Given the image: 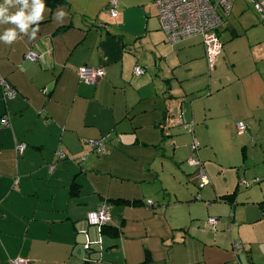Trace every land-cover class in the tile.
<instances>
[{"label":"crops","instance_id":"obj_1","mask_svg":"<svg viewBox=\"0 0 264 264\" xmlns=\"http://www.w3.org/2000/svg\"><path fill=\"white\" fill-rule=\"evenodd\" d=\"M109 1L43 0L44 19L27 34L0 23V36L18 33L11 44L0 40V264L17 258L29 264H264V170L256 181L239 182L248 188L263 182L240 199L238 189L222 190L209 176L201 147V166L188 163L193 139L204 138L211 120H220L225 134L239 122L249 124L241 135L247 141L257 140L255 129L264 130L260 13L251 0L253 7L242 8L235 1L212 63L201 35L167 40L154 0H119L116 18L108 14ZM31 51L41 58L30 59ZM83 66L103 68L105 75L88 85L78 74ZM137 66L143 74L136 75ZM1 79L17 90L16 98L4 100ZM168 109L176 122L181 115L193 124V132L176 125L167 140ZM5 117L9 125L1 124ZM101 138L107 152L99 155L89 143ZM21 143L27 149L18 153ZM60 149L67 155L62 161ZM251 154L263 157V145ZM211 157L217 160V153ZM201 170L208 183L200 189ZM234 192L232 200L224 198ZM107 201L118 234L105 235L90 259L80 250L86 240L80 228Z\"/></svg>","mask_w":264,"mask_h":264},{"label":"built area","instance_id":"obj_2","mask_svg":"<svg viewBox=\"0 0 264 264\" xmlns=\"http://www.w3.org/2000/svg\"><path fill=\"white\" fill-rule=\"evenodd\" d=\"M159 11V19L161 22L162 30L165 32L169 42L176 43L182 39L201 35L204 40V44L207 49V56L210 62L214 63L222 50V42L220 40L219 31L224 25V17L229 16L233 5L236 0H154ZM257 11L260 13L262 21L264 22V0H251ZM120 1L110 0L108 14L116 18L119 15ZM32 60H39L41 55L31 51L28 54ZM145 69L137 66L135 68L136 75L143 74ZM79 77L82 82L88 85L96 84L104 75L105 70L103 68H95L90 66H83L78 71ZM1 84L4 89V100L16 98L18 92L11 86V84L1 79ZM2 125H9V118L5 117L1 120ZM182 126L185 130L193 132V124L187 123L182 120L181 115L178 116V122L175 121V115L172 110L168 109L166 124L163 128L169 126ZM237 129L240 134L246 133L250 129V125L245 122L237 123ZM92 149L97 154H103L106 152V139L92 140L89 143ZM200 147L198 139L194 138L192 143V149L195 155H192L189 159V164L195 167L201 166L196 153ZM25 145H19L18 150H24ZM66 155L62 149L58 151V157L64 158ZM83 160L86 158L83 157ZM55 166L52 167L54 169ZM201 182L200 187H204L208 183L207 176L204 170L199 172ZM246 183V181H243ZM249 186L250 184L247 183ZM149 205L153 202L149 201ZM112 220L111 206L104 203L98 210L92 211L88 215L86 223L97 227L100 231L102 226ZM210 224H215L217 221L215 218L210 219ZM235 250L240 253L241 246L235 245ZM13 264H29L25 259L18 258L12 261Z\"/></svg>","mask_w":264,"mask_h":264},{"label":"rangeland","instance_id":"obj_3","mask_svg":"<svg viewBox=\"0 0 264 264\" xmlns=\"http://www.w3.org/2000/svg\"><path fill=\"white\" fill-rule=\"evenodd\" d=\"M239 3L241 8L245 5L252 6L249 0H239ZM234 8L236 10V4ZM221 42L225 44L223 38L221 39ZM215 76L216 74L213 75V78H215ZM208 123H210V128L204 138H200L198 133L196 135L197 139H204L200 145L201 148H199L201 149V154L206 152L203 160L207 164V172L211 178H217L218 185L222 190H225L227 187L233 191L238 189V197H240V199H246L247 196L253 194L255 191H258L259 187L263 183H256L252 186V188L239 185V182L243 179L253 182L256 181V178H261L259 177L257 171L264 170V156L262 157L261 154H251L250 157H247V155L252 151L256 144H258L259 149L262 145L264 148V130L260 131V129L254 130L251 128V132L254 130V133H256L255 135L257 136V134H259V137H257L256 141L255 138H253L254 141L252 138L247 141L242 138V134H239L237 129L234 130L233 128H229L228 134H225L223 124L220 120H211ZM207 143L213 145L214 150L207 148ZM177 145L179 146L178 142ZM214 152L217 153V160L211 157ZM248 158L250 159L246 162ZM190 170L193 169H189V171ZM191 185L193 187L197 186L194 182L191 183ZM202 191L200 192L201 195Z\"/></svg>","mask_w":264,"mask_h":264},{"label":"clouds","instance_id":"obj_4","mask_svg":"<svg viewBox=\"0 0 264 264\" xmlns=\"http://www.w3.org/2000/svg\"><path fill=\"white\" fill-rule=\"evenodd\" d=\"M16 5H23V7L16 11L14 14H10L9 8L15 7ZM28 8V0H4L3 4H0V23H11L16 25L20 32L27 34L29 25L31 23H37L44 19L43 13L45 10V4L43 0H33L32 10L30 14H26L25 10ZM62 16L65 15L64 12L61 13ZM39 31V27L33 30L31 38H35L36 32ZM18 39L17 30L8 29L5 31L3 36H0V40L11 44Z\"/></svg>","mask_w":264,"mask_h":264},{"label":"water","instance_id":"obj_5","mask_svg":"<svg viewBox=\"0 0 264 264\" xmlns=\"http://www.w3.org/2000/svg\"><path fill=\"white\" fill-rule=\"evenodd\" d=\"M175 127L177 126L173 125V126L163 128L164 137L167 140L171 139L170 131L172 128L174 129ZM197 187H199L200 189L202 188L199 185ZM80 232L86 239L84 242L81 243L80 250L81 252H83V256L84 254H86L87 256H89L90 259H92L93 256H91V253L94 251V249L98 247L103 248V244L105 241V233L103 231H100L97 227L90 225L89 223L83 224L80 228ZM99 248H98V251H99Z\"/></svg>","mask_w":264,"mask_h":264},{"label":"trees","instance_id":"obj_6","mask_svg":"<svg viewBox=\"0 0 264 264\" xmlns=\"http://www.w3.org/2000/svg\"><path fill=\"white\" fill-rule=\"evenodd\" d=\"M62 2V0H56V3H61ZM56 5V4H55ZM168 40V39H167ZM169 41V40H168ZM95 85V84H94ZM102 139V138H101ZM106 139V138H105ZM99 140V139H98ZM19 145H25V148H24V150H22V151H20V150H18L17 149V151H18V153H23L24 151H25V149H27V144L26 143H21V144H19ZM18 145V146H19ZM106 145V144H105ZM106 152H107V150H106ZM105 152V153H106ZM65 153V152H64ZM105 153H103V154H105ZM66 155V154H65ZM100 155V154H99ZM85 157V156H84ZM57 158L59 159V160H63V159H65V158H67V155L64 157V158H59L58 157V154H57ZM86 158V157H85ZM199 158V157H198ZM200 160V159H199ZM82 161H84L83 160V157H82ZM53 166H55L54 167V169L56 168V165H52V166H50V171H53L54 169H52V167ZM199 185V184H198ZM80 187V186H79ZM235 193L236 192H234V194H232V195H230V196H226V197H224V198H226V199H229V200H232V198L234 197V195H235ZM196 198H199V199H202V197L200 196V195H198ZM149 201H152V200H147L146 201V204L148 205V206H154L155 204H154V202H153V204L152 205H149ZM112 201H107V202H105V203H107V204H109L110 206H111V215H112V203H111ZM114 203H123V204H127V205H132V206H139V205H141V204H143V201H142V203L141 202H138V201H127V200H124V201H122V200H116V201H113ZM98 210V209H97ZM89 215V214H88ZM87 219H88V216H87ZM87 219H86V222H87ZM111 222H112V220L110 221V222H108L107 224H105V225H103L102 226V230H103V232L105 233V235H110V236H112V237H114V235H117L118 234V231H117V229L116 228H114V227H112L111 226ZM18 259V258H17ZM15 260V259H14ZM13 264V263H12Z\"/></svg>","mask_w":264,"mask_h":264}]
</instances>
